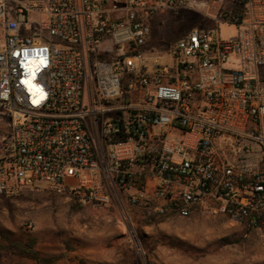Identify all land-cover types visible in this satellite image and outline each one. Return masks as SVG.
Returning a JSON list of instances; mask_svg holds the SVG:
<instances>
[{"label": "built area", "instance_id": "1", "mask_svg": "<svg viewBox=\"0 0 264 264\" xmlns=\"http://www.w3.org/2000/svg\"><path fill=\"white\" fill-rule=\"evenodd\" d=\"M190 29L163 63L145 48L165 14ZM0 195L190 217L212 202L249 228L264 216V0H0ZM0 123L4 124L2 118Z\"/></svg>", "mask_w": 264, "mask_h": 264}, {"label": "rangeland", "instance_id": "2", "mask_svg": "<svg viewBox=\"0 0 264 264\" xmlns=\"http://www.w3.org/2000/svg\"><path fill=\"white\" fill-rule=\"evenodd\" d=\"M220 9L216 3L207 15H162L153 25L151 55L169 63L170 46L194 27H218L223 40L237 36L236 25H215ZM0 118V129L7 130L9 117ZM216 209L205 202L188 218L170 215L148 223L150 216L161 215L125 200L103 205L70 192L26 188L16 197L0 195V258L10 252L30 258L37 247L82 257L85 264H264V225L252 229Z\"/></svg>", "mask_w": 264, "mask_h": 264}, {"label": "crops", "instance_id": "3", "mask_svg": "<svg viewBox=\"0 0 264 264\" xmlns=\"http://www.w3.org/2000/svg\"><path fill=\"white\" fill-rule=\"evenodd\" d=\"M167 59H169V57H167ZM34 251L38 254V258H34L32 256L30 258L18 257L16 256V253L10 252L6 254L4 251H2V253H5L4 255H7V257L4 256L5 260L3 261L0 258V264H83L82 257H68L67 255L58 254L59 252L52 249L47 251L36 247L34 248ZM54 258L55 260L52 262L47 261Z\"/></svg>", "mask_w": 264, "mask_h": 264}, {"label": "trees", "instance_id": "4", "mask_svg": "<svg viewBox=\"0 0 264 264\" xmlns=\"http://www.w3.org/2000/svg\"><path fill=\"white\" fill-rule=\"evenodd\" d=\"M192 29V28H191ZM189 31V30H188ZM188 31H186L184 34H186ZM183 34V35H184ZM183 35H182V37H183ZM181 37V38H182ZM180 38V39H181ZM178 41V40H177ZM151 42V41H150ZM150 44V43H149ZM173 45V44H172ZM171 45V46H172ZM170 46V47H171ZM145 50H147V51H155L156 50V48H151V46L150 45H148L146 48H145ZM170 215H173V214H167V215H165V216H156V215H153V216H150L149 218H147L148 220H147V222L149 223V222H160L161 220H164V219H166L168 216H170ZM264 225V216H262V217H259V219H258V226H263ZM225 242L226 243H231V239H226L225 240ZM32 257H34V258H38V254L36 253V252H34L33 253V256ZM55 260V258L54 259H50V260H47L48 262H52V261H54ZM82 263L83 264H85L84 263V261H82Z\"/></svg>", "mask_w": 264, "mask_h": 264}]
</instances>
